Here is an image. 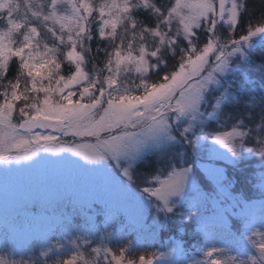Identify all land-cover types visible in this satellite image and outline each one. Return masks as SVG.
I'll return each mask as SVG.
<instances>
[{
	"label": "snow or ice",
	"instance_id": "1",
	"mask_svg": "<svg viewBox=\"0 0 264 264\" xmlns=\"http://www.w3.org/2000/svg\"><path fill=\"white\" fill-rule=\"evenodd\" d=\"M253 158L259 201L228 174ZM21 160L0 242L45 264H248L215 239L249 232L264 264V0H0V162ZM176 216L191 252L129 258Z\"/></svg>",
	"mask_w": 264,
	"mask_h": 264
},
{
	"label": "rangeland",
	"instance_id": "2",
	"mask_svg": "<svg viewBox=\"0 0 264 264\" xmlns=\"http://www.w3.org/2000/svg\"><path fill=\"white\" fill-rule=\"evenodd\" d=\"M29 163H31V161H27V160H21L19 162L12 161L11 163L0 162V170L4 169L5 167H13V168L23 167ZM260 164H261V161H258L256 165L252 164V161H250V163H246L242 161L241 167L245 169L243 174L234 173L231 170V168H228V174L230 176H233V175L237 177L241 176L242 182H244L242 185H239L237 183V186L235 189L236 191L243 192L247 197L255 194V191H252L253 194L251 195L250 188H252L251 182L254 177L253 174L259 173L261 171ZM217 166L225 167V165H223L222 163L218 164ZM2 182L3 180L2 178H0V184H2ZM201 183L206 189L209 187L207 181L202 180ZM257 193H258V196H260V191H257L254 196H257ZM260 199L261 198L258 197L253 200L259 201ZM36 211L37 213H39L42 211V209L38 207ZM170 223L173 226L172 228H175V229L177 227L181 228L179 216L174 217ZM253 223L255 225L256 230L264 232V221H262L259 218L257 222L254 221ZM189 227L191 226L189 225ZM175 229H172L170 236L169 235L165 236V234L169 231L166 232L164 230L163 233H160L157 235L155 240L149 239L147 241L148 243L155 244L156 245L155 247L139 248L137 251H134V253L137 252V254L144 253V254L150 255L153 252H159L161 250L160 248L161 243H166L170 237L175 236L174 234H172V232H174ZM185 230L188 232L191 231V229H185ZM176 231L174 233H176ZM233 233H235V231ZM247 236H251V232H249ZM247 236H245L243 244H238L234 241L232 236L228 235L227 233H220L216 236L215 243H217L219 247L226 249V252L224 253V258H227V256L231 254V255L238 256L240 259L248 261V264H251L250 258L256 257L258 264H259V250H258L259 244L258 242L260 240V237H253V240L256 242L254 246V244L248 243ZM52 243L55 244L56 241L53 240ZM141 243H144V241H141ZM118 246L119 245H117L116 243H113L114 248ZM43 250L44 249L41 248L39 245H28V244H19V243L13 244L11 242L5 244L3 242H0V258L6 260L8 264H45V257L42 255ZM72 254L73 253L69 252V254L66 253L63 256H59V257L57 256L55 257V259L57 260L65 259L66 260V259H69ZM135 256L138 257L136 254ZM129 258L133 259L132 253L130 254ZM196 258L205 259V257L200 254L197 255ZM47 264H52V261L51 260L47 261Z\"/></svg>",
	"mask_w": 264,
	"mask_h": 264
},
{
	"label": "trees",
	"instance_id": "3",
	"mask_svg": "<svg viewBox=\"0 0 264 264\" xmlns=\"http://www.w3.org/2000/svg\"><path fill=\"white\" fill-rule=\"evenodd\" d=\"M261 3H262V0H250V4H251V6L252 7H254V9H255V15L256 16H258L259 15V11H260V5H261ZM250 161H252V164H254V165H256V163L259 161L258 159H255V158H253V159H249V160H244V162H246V163H250ZM254 176V175H253ZM254 179H255V176L253 177V182H254ZM237 181H238V184L239 185H242L244 182H242V177L241 176H239V177H237ZM251 184H252V182H251ZM253 188V189H252ZM252 188H250V191H251V195L253 194L252 193V191H255V194H256V192L257 191H259V189L258 188H256V187H253L252 186ZM254 194V195H255ZM254 195H252V196H248V198H251L252 200L253 199H256V198H258V197H260L261 198V196H258V193H257V196H254ZM173 226L171 225V227H169V228H166L165 229V231L167 232V231H169V232H167L166 234H165V236H167V235H169L170 236V233H171V231H172V229H175V228H172ZM177 229H181V228H176L175 229V231L177 230ZM174 231V232H175ZM235 230H233V232H234ZM174 232H172V234H174L177 238H182L183 239V242H184V246L186 247V248H188L189 249V251L191 252L192 251V248H191V245L193 244V241H192V231H186L185 229H181L179 232L178 231H176V233H174ZM66 254V253H65ZM67 254H69V253H67ZM135 254L138 256L139 254H137V252L136 253H134V252H132V255H133V259H138V257H136L135 256ZM195 255L197 256V255H199V253L198 252H196L195 253ZM59 257V256H58Z\"/></svg>",
	"mask_w": 264,
	"mask_h": 264
}]
</instances>
